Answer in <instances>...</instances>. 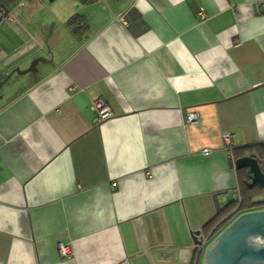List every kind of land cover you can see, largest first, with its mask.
Segmentation results:
<instances>
[{"label":"crops","instance_id":"1","mask_svg":"<svg viewBox=\"0 0 264 264\" xmlns=\"http://www.w3.org/2000/svg\"><path fill=\"white\" fill-rule=\"evenodd\" d=\"M27 1L0 0V264H203L238 199L222 135L264 143L262 0H50L35 30Z\"/></svg>","mask_w":264,"mask_h":264},{"label":"water","instance_id":"2","mask_svg":"<svg viewBox=\"0 0 264 264\" xmlns=\"http://www.w3.org/2000/svg\"><path fill=\"white\" fill-rule=\"evenodd\" d=\"M234 162L236 168H249L248 183H257L264 196V174L255 157L244 154ZM192 238L196 244L204 243L199 229L192 231ZM203 264H264V208L238 214L206 245Z\"/></svg>","mask_w":264,"mask_h":264},{"label":"trees","instance_id":"3","mask_svg":"<svg viewBox=\"0 0 264 264\" xmlns=\"http://www.w3.org/2000/svg\"><path fill=\"white\" fill-rule=\"evenodd\" d=\"M83 23L84 18L79 13L71 15L66 21V24L73 31H79ZM247 150L250 151V155L255 157L264 174V143L253 142L235 146L233 148L234 157L243 155ZM236 171L238 199L232 197L223 206L218 207L215 215L204 224V231L210 239L223 229L222 227L228 220L234 219L238 214L264 208V196L260 186L257 183H248L249 168L241 166L237 167Z\"/></svg>","mask_w":264,"mask_h":264},{"label":"built area","instance_id":"4","mask_svg":"<svg viewBox=\"0 0 264 264\" xmlns=\"http://www.w3.org/2000/svg\"><path fill=\"white\" fill-rule=\"evenodd\" d=\"M18 3L23 4L22 1H19ZM256 6L260 12H264V0L257 2ZM196 12H197L200 19H205L207 16V13H206L205 8L203 6H198ZM119 14H116L115 18H121V14L120 15ZM13 19H14L13 14L0 3V21L13 20ZM94 106L97 110V118L99 120H102V119H105V118H108V117L114 115V112H113L111 106L102 97H98L94 100ZM196 118H197L196 111L188 110V112L186 113L187 121H193ZM222 137H223V140L225 142L226 150L230 152V154L232 155V158L234 159V156H233L234 146L232 144H230V141H229L230 134L228 132H226L222 135ZM209 151H210V149L208 147H204L202 149L203 153H208ZM58 249H59V253L61 256H67L71 253L70 245L66 242H59L58 243Z\"/></svg>","mask_w":264,"mask_h":264},{"label":"rangeland","instance_id":"5","mask_svg":"<svg viewBox=\"0 0 264 264\" xmlns=\"http://www.w3.org/2000/svg\"><path fill=\"white\" fill-rule=\"evenodd\" d=\"M28 3H29V1H27V4L24 7H22V9L25 11L24 14L26 16L25 24L30 30H35L36 24L38 23V21L42 18H46V17L50 16V13H52V11H51L52 10V4H51L50 0H44L43 4L38 3L33 8H30V7H28ZM12 5H14V3H12V2H10L8 4L9 7ZM23 10H19V11H23ZM52 23H53V19L50 18L47 22L48 29H50ZM9 28H12L15 30L16 26L11 21H7V20L0 21V43H1L0 45H5L6 42L9 43V41H10ZM28 62H29V60L27 62H25V64L27 65ZM2 89L3 88H0V92L2 91Z\"/></svg>","mask_w":264,"mask_h":264}]
</instances>
